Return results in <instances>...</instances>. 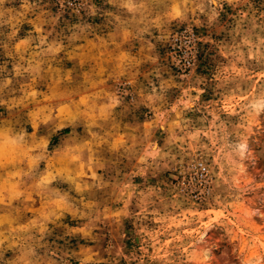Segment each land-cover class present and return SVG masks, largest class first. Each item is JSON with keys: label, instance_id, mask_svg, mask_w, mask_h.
<instances>
[{"label": "rangeland", "instance_id": "374dc122", "mask_svg": "<svg viewBox=\"0 0 264 264\" xmlns=\"http://www.w3.org/2000/svg\"><path fill=\"white\" fill-rule=\"evenodd\" d=\"M0 264H264V0H0Z\"/></svg>", "mask_w": 264, "mask_h": 264}, {"label": "built area", "instance_id": "2783aa9c", "mask_svg": "<svg viewBox=\"0 0 264 264\" xmlns=\"http://www.w3.org/2000/svg\"><path fill=\"white\" fill-rule=\"evenodd\" d=\"M201 171H202V174H203L204 172H206L205 167H202V168H201Z\"/></svg>", "mask_w": 264, "mask_h": 264}]
</instances>
